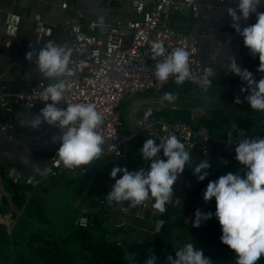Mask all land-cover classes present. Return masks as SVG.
I'll return each mask as SVG.
<instances>
[{
    "label": "crops",
    "instance_id": "0c3cea01",
    "mask_svg": "<svg viewBox=\"0 0 264 264\" xmlns=\"http://www.w3.org/2000/svg\"><path fill=\"white\" fill-rule=\"evenodd\" d=\"M66 0H0V91L14 94L27 88L38 80H47L38 71L34 62L26 59V53L31 48H41L37 44L36 17L54 28V33L47 41L64 43L68 38V22L77 5L83 13L84 21L91 20H128L139 19L140 15L133 11L132 0H77L70 1V8L65 9L62 3ZM199 13H174L172 24L176 29L196 36L201 45L204 58H213L220 75L228 82L227 86L215 93L192 94L188 91L174 93V101L164 100L165 91H153L144 96L127 99L123 104V133L133 137L129 140V158L125 162L116 163L111 156L103 152L94 161L85 165L87 172L67 173L62 171L57 178L44 181L40 186L32 188L18 185L13 179H23L35 174L47 162L49 156L57 151L58 143L51 141V136L58 132L42 125L32 129L19 120L14 128L0 129V212H16L15 225L12 229L0 220V264H91V252L84 247L82 239L74 233L73 220L78 206L92 194H96L90 203L91 226L88 233L97 241L104 237L108 244L122 243L128 246L152 241L161 232L168 221L184 219L193 221L196 209L207 212L210 206L215 211V198L205 201L203 194L210 180L217 176L208 175L203 181H191L181 173L173 184V194L166 203V211L160 212L152 205L144 217H139L132 211L128 217V225L120 224V203L102 199L100 188L110 177L111 169L116 166H126L128 169L147 167L149 160L142 158L139 149L149 138L143 132L136 133L133 123L134 115L144 114L141 111L152 109L156 118L167 117L179 119L177 111L183 107H190L193 112L192 122L197 123L203 117L210 116L212 110L226 108L232 110L241 121L249 124L248 130L237 127L233 120V127L214 129L217 135L223 137L241 136L243 134H264V114L254 109H244L245 113L235 104L234 90L230 88L239 84L238 74L227 69L232 57L242 68H247L253 74L264 73L258 71V54L253 56L244 45L243 37L231 27V17L226 9L228 0H198ZM258 11L264 12V4ZM17 13L22 17L17 36L13 44H5V28L11 14ZM255 14L247 20H241V27L255 22ZM31 45V47H30ZM35 59V57H33ZM49 81V80H47ZM232 82H234L232 84ZM236 88V87H234ZM172 92V91H170ZM228 94L232 96V100ZM240 95L243 92H239ZM126 105L128 109H126ZM171 110L172 112L170 113ZM0 119L6 120L0 108ZM238 129V130H237ZM159 143V141H157ZM162 155V152L159 154ZM211 168L221 170L223 174L230 171L244 172L246 166L235 159L230 146H215L207 158ZM225 159L231 160L230 166L224 165ZM122 173H117L119 177ZM31 190L32 196L27 204L24 189ZM26 192V190L24 191ZM189 238V232L183 228H176L171 234L172 247L182 245ZM130 251L128 250L127 253ZM130 264L131 262L127 260Z\"/></svg>",
    "mask_w": 264,
    "mask_h": 264
},
{
    "label": "built area",
    "instance_id": "2783aa9c",
    "mask_svg": "<svg viewBox=\"0 0 264 264\" xmlns=\"http://www.w3.org/2000/svg\"><path fill=\"white\" fill-rule=\"evenodd\" d=\"M70 1L77 2L66 0L62 7L70 8ZM131 4L133 11L141 18L116 21L96 19L89 22L84 21L83 13L76 5L68 22L67 40L64 43L54 42L71 49L68 69L61 77L67 86L66 99L62 100L59 106L66 107L67 103L95 104L104 117L98 127L104 138L102 152L113 157L116 163L128 160V144L133 137L123 133L124 102L129 98L160 91L174 80V77L170 76L167 81L162 82L155 77L154 66L158 60L164 59L176 47L185 48L189 52L190 65V77L185 81L190 85L192 94H208L220 74L214 59L202 56L199 39L191 33L176 29L172 24L174 13L193 12L197 15L200 10L198 0H132ZM21 20L20 14L10 15L4 32L6 46L13 44ZM53 33L54 28L37 16L36 43L44 45ZM152 42H163L164 53L154 57L150 46ZM237 80L244 82L240 76ZM50 82L38 80L14 94L0 91V108L6 116V120L0 119V129L14 128L19 120L28 125L30 118L44 106L45 101L41 93ZM132 120L136 133L143 132L156 142L166 134H175L190 153L200 146L202 158L210 156L215 146H230L235 154L236 144L241 139V136L216 135L204 124L195 127L191 122L179 119H159L154 116L145 118L144 114H136ZM43 125L59 134L57 128L47 123ZM223 163L230 166L231 160L225 159ZM62 171L84 174L87 169L85 165L65 167L57 157L56 151L35 174L23 179L15 177L13 181L18 185L36 188L44 181L57 178ZM113 184L114 179L109 177L100 188L103 200L107 201V194ZM25 195L26 203L23 208L29 203L31 190H26ZM95 195H90L78 206L73 220L75 228L88 229L91 226L90 203ZM119 203L120 224L128 225V217L133 210L137 216L144 217L150 206V199L138 205H132L129 201ZM201 211H204L203 207ZM15 213L13 210L8 213L0 212V220L9 229L15 225ZM118 244L122 245L121 242Z\"/></svg>",
    "mask_w": 264,
    "mask_h": 264
},
{
    "label": "clouds",
    "instance_id": "9594fccd",
    "mask_svg": "<svg viewBox=\"0 0 264 264\" xmlns=\"http://www.w3.org/2000/svg\"><path fill=\"white\" fill-rule=\"evenodd\" d=\"M226 11L231 17V27L242 37L244 45L253 56L258 54V71L264 73V12L258 11L264 0H228ZM255 14V22L241 27L240 21L247 20ZM152 53L159 56L164 53L163 42L150 44ZM31 47V45H30ZM71 49L47 41L43 47L31 48L26 53V59L34 62L39 73L51 81L43 89L41 95L44 106L30 118L28 127L38 129L47 123L59 130L58 135L51 136L53 143H58L57 157L65 167L87 165L102 153L103 136L98 127L104 117L92 103H67V89L63 75L68 69ZM35 57V59H33ZM227 69L238 74L246 87L245 97L251 109H264V75L258 79L247 68L238 65L232 57ZM154 75L159 81H167L174 77L177 84H182L190 77L189 52L183 47H176L167 56L158 60L154 66ZM164 100L176 99L173 92L163 93ZM51 101V102H48ZM236 103H241L236 97ZM152 109L148 108L144 116L149 117ZM241 139L235 147V159L246 166V170L230 171L210 180L203 194L205 201L215 198V212L195 210L193 227H199L202 222L213 215L221 225L220 240L234 246L237 250V260L241 264H256L264 255V134L245 135L240 132ZM142 158L149 160V165L130 170L126 166L116 165L110 171L114 184L107 194L109 203L113 201H129L138 205L154 198L153 207L165 212L166 203L173 194V184L178 175L183 173L190 152L185 144L175 134H166L159 138V143L153 138H147L139 149ZM162 152V155H159ZM212 167L208 159L200 161L192 168L193 175L203 181L209 175ZM117 173H122L117 177ZM125 259L135 264L134 255L125 253ZM155 254L144 260V264H158ZM167 264H210V258L205 256L202 248L186 243L166 258Z\"/></svg>",
    "mask_w": 264,
    "mask_h": 264
},
{
    "label": "trees",
    "instance_id": "16d2710c",
    "mask_svg": "<svg viewBox=\"0 0 264 264\" xmlns=\"http://www.w3.org/2000/svg\"><path fill=\"white\" fill-rule=\"evenodd\" d=\"M254 76L258 79L261 74H254ZM233 83L234 82H232V84ZM227 84V80L222 75H220L215 79L214 88L209 93H215L227 86ZM234 87L230 88L231 91L233 89L235 96L239 97L241 100V103H236L235 100L236 106L239 109H249L250 111H253L254 109L250 108L245 99L248 94L247 91H241L242 87H246V81L240 82L239 84L234 85ZM188 89H190V85L187 83V81H184L182 84H177L174 79L162 90L165 92L172 91L173 93H179L182 91H188ZM239 92H243V94L240 95ZM223 94L234 100L232 96L225 93ZM226 108L227 107H224V109L217 108L212 110L210 116L203 117L197 123L192 122L193 112L190 107H183L182 109L178 110L177 115L181 120L191 122L195 127L199 124L206 125L212 131V133L215 132L214 129L216 128H220L221 130L224 128V126L233 127V124L231 123L233 120L236 122L238 128L242 130L249 129V124L241 121L240 118L237 117L236 113H234L232 110L227 112ZM145 111L146 110L144 109V111L142 110L141 113H145ZM169 111L170 113L172 112L171 110ZM258 111L263 113L264 109H260ZM237 134H240V132L238 131ZM201 158V148L200 146H197L195 150L190 153V160L187 162L185 170L183 171L184 175L191 181H198L196 176L193 175L192 168L195 164L200 162ZM208 171L209 175L215 174L217 178L222 173L221 170L215 168H210ZM25 190H27V188L22 191L23 194L25 193ZM27 207L28 205H26L25 208ZM208 211L213 213L215 212L211 206L208 208L207 212ZM176 228H183L187 230L189 232V238L182 245L172 247L170 244L171 234ZM87 230L88 229L76 228L74 229V233L82 239L84 247L91 252V264H130L127 261L128 259L124 258V255L128 250L130 251L129 253L134 255L135 264H144V260L152 254H155L160 260L158 261V264H167V256L171 254L174 257L175 250L182 247L186 243H192L195 247L202 248L204 250L205 256L210 258V264H241V262L237 260L238 253L235 247L221 242V225L214 215L210 219L202 222L199 227H193L192 221L186 222L184 219H176L174 221L170 220L164 224L161 232L154 240L137 245H130L128 246V250L125 246L119 245L117 242L111 245L108 244L104 237L95 241ZM256 264H264V255L260 257Z\"/></svg>",
    "mask_w": 264,
    "mask_h": 264
},
{
    "label": "rangeland",
    "instance_id": "374dc122",
    "mask_svg": "<svg viewBox=\"0 0 264 264\" xmlns=\"http://www.w3.org/2000/svg\"><path fill=\"white\" fill-rule=\"evenodd\" d=\"M128 106H129V105H126V109H125V110H127V109H128ZM238 109H239V108H238ZM239 110H241V111H242V113H241V114H242V115H244V113H245V110H243V109H239ZM263 114H264V112H263Z\"/></svg>",
    "mask_w": 264,
    "mask_h": 264
}]
</instances>
